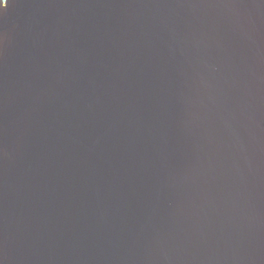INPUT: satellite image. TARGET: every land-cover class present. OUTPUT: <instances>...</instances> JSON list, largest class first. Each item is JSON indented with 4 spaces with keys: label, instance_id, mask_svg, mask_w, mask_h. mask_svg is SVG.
I'll list each match as a JSON object with an SVG mask.
<instances>
[{
    "label": "water",
    "instance_id": "1",
    "mask_svg": "<svg viewBox=\"0 0 264 264\" xmlns=\"http://www.w3.org/2000/svg\"><path fill=\"white\" fill-rule=\"evenodd\" d=\"M0 264H264V0H0Z\"/></svg>",
    "mask_w": 264,
    "mask_h": 264
},
{
    "label": "clouds",
    "instance_id": "2",
    "mask_svg": "<svg viewBox=\"0 0 264 264\" xmlns=\"http://www.w3.org/2000/svg\"><path fill=\"white\" fill-rule=\"evenodd\" d=\"M7 4L3 5V6H6Z\"/></svg>",
    "mask_w": 264,
    "mask_h": 264
}]
</instances>
